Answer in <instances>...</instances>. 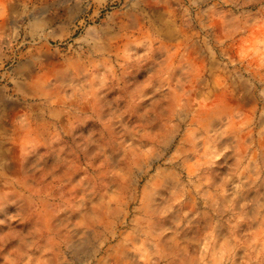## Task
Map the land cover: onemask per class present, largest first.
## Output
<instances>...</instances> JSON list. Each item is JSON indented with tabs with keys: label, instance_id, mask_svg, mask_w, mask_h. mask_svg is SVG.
<instances>
[{
	"label": "rangeland",
	"instance_id": "374dc122",
	"mask_svg": "<svg viewBox=\"0 0 264 264\" xmlns=\"http://www.w3.org/2000/svg\"><path fill=\"white\" fill-rule=\"evenodd\" d=\"M0 264H264V0H0Z\"/></svg>",
	"mask_w": 264,
	"mask_h": 264
}]
</instances>
